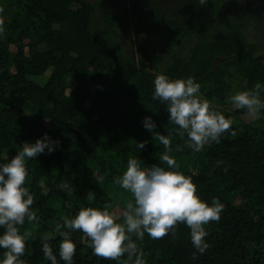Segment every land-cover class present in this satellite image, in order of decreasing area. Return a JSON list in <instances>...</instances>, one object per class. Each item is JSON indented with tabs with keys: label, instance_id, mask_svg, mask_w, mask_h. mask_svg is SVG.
Instances as JSON below:
<instances>
[{
	"label": "trees",
	"instance_id": "obj_1",
	"mask_svg": "<svg viewBox=\"0 0 264 264\" xmlns=\"http://www.w3.org/2000/svg\"><path fill=\"white\" fill-rule=\"evenodd\" d=\"M104 1L107 9L97 22L100 4L87 0H0V166L45 134L59 142L50 154L45 149L25 158L36 220L18 225L21 234L31 232L19 259L51 264L42 251L47 235L57 264H65L56 228L82 208L108 205L123 224L127 203L135 201L114 179L135 158L142 170L159 165L190 176L201 200L223 205L219 221L204 226L209 247L203 254L183 223L163 239L129 234L145 264H264V110L263 127H257L233 121L245 110L231 114L214 105L226 104L242 83L247 90L264 85V0H242L248 3L242 15L229 13L226 0H144L139 5L151 20L149 39L166 44L158 45L155 58L139 61L125 53L117 29L124 28L127 0ZM252 24L261 31L260 42L246 35ZM160 74L200 84L198 95L232 121L220 143L198 153L187 146V133L181 137L169 122L167 102L152 98ZM260 95L264 100V91ZM146 117L170 139V149L144 127ZM165 152L177 168L162 161ZM62 182L70 195L58 187ZM4 231L0 227V235ZM69 238L76 244L73 264H134L127 253L119 260L95 256L81 231L72 230ZM5 251L0 249V264Z\"/></svg>",
	"mask_w": 264,
	"mask_h": 264
},
{
	"label": "clouds",
	"instance_id": "obj_2",
	"mask_svg": "<svg viewBox=\"0 0 264 264\" xmlns=\"http://www.w3.org/2000/svg\"><path fill=\"white\" fill-rule=\"evenodd\" d=\"M206 4L207 0H199V5ZM0 31H3L2 27ZM154 85L152 98L167 102L169 122L179 126L178 134L181 137L187 133V146L194 152H201L213 142L220 143L222 134L231 129L232 121L212 110L210 102L198 95L200 84L193 78L170 80L160 74L156 76ZM262 91L264 85L256 83L253 89L229 97V102L234 108L245 110L250 119L259 120L261 110H264V100L260 95ZM143 124L153 132L154 139L158 138L166 149H170V139L154 131L156 124L151 117H146ZM231 134L236 133L232 131ZM145 143H139V147L143 149ZM58 144L45 134L35 144L24 143L22 150L10 162L0 166V227L5 229L0 235V249L6 250L2 264H24L19 258L25 253L26 238L31 237V232L21 234L18 225H24L25 218L29 222L36 220V213L31 211L33 196L25 187L28 177L25 158H36L45 149L50 154ZM161 159L170 169L178 167L167 152ZM96 180L102 183L103 177H96ZM114 182L129 191L135 201L134 204L131 201L127 203L122 213L124 223L117 222L118 217L108 211V205L104 210L82 208L74 218H64L63 225H58L56 232L63 237L59 254L65 264H73L76 252V244L69 238L72 230L81 231L88 237L94 255L105 260H119L127 253L129 258L135 257L134 264H145L143 252L129 234H134L140 240H143L145 233L152 239H163L170 231L175 235L174 229L181 223L190 229L192 244L198 252L203 254L207 250L209 245L205 242L207 232L204 226L219 221L223 205L218 199H214L211 206L201 200L190 176L165 170L159 165L142 170L137 159L129 158L127 170ZM58 187L71 194L68 183L62 182ZM93 198L91 194L88 195L90 201ZM61 228L67 231H61ZM42 239L45 258L51 264H57V257L49 244L51 237L45 235Z\"/></svg>",
	"mask_w": 264,
	"mask_h": 264
},
{
	"label": "rangeland",
	"instance_id": "obj_3",
	"mask_svg": "<svg viewBox=\"0 0 264 264\" xmlns=\"http://www.w3.org/2000/svg\"><path fill=\"white\" fill-rule=\"evenodd\" d=\"M92 3H99L100 6L98 8V15L96 17V21L101 20V15L104 11H106L107 6L104 0H87ZM144 0H127L123 3L122 8L128 9V15L123 17L124 28L117 27L120 38L123 41L124 51L126 54H133L136 60H149L151 58H155L160 54L158 50V45H165V41L160 39V44L151 42L149 36L151 34V20L146 14V11L143 7L139 5V3ZM161 1V0H160ZM228 12L233 15L243 14L242 11L244 8L248 6V3H244L242 0H226ZM172 1L166 0L165 3H169ZM237 5V8L234 6ZM255 24L250 25L249 29L246 32L249 40L254 42H260L261 31L258 27H255ZM259 26V25H257ZM262 28L264 30V21L262 24ZM153 41V40H152ZM241 82V81H240ZM242 83V82H241ZM246 84L242 83L241 88L236 90L235 94L240 91H246ZM234 95V94H233ZM215 107L218 110H223L228 113L234 114L238 109L234 108L233 105L228 101L226 104L215 103ZM233 121L239 122L242 121L246 124L254 125L257 127H263V123L261 120H252L247 114L242 116H234Z\"/></svg>",
	"mask_w": 264,
	"mask_h": 264
}]
</instances>
